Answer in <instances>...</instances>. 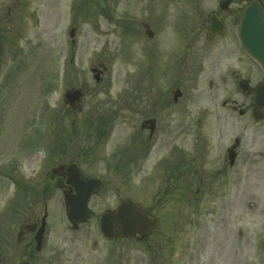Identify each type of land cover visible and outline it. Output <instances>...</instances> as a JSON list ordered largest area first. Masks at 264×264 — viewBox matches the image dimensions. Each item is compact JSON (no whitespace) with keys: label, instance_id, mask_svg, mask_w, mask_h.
Returning a JSON list of instances; mask_svg holds the SVG:
<instances>
[{"label":"flooded vegetation","instance_id":"af4514ba","mask_svg":"<svg viewBox=\"0 0 264 264\" xmlns=\"http://www.w3.org/2000/svg\"><path fill=\"white\" fill-rule=\"evenodd\" d=\"M178 1L185 6L176 15L181 22L175 25V29L181 28L186 39L181 37L179 46L167 44L172 53L168 60L174 64L173 70L176 74L183 71L172 81V95L169 96L165 91L159 97L152 96V90L158 86V82L151 77H161L159 63L164 58V43L160 34L166 27V16L156 12L157 15L151 14L148 22L141 23L148 40H155L149 47L146 45L150 51L147 50L149 64L146 62L145 79L129 82L128 88L119 91L112 101L104 104L98 102L94 109H88L87 118L84 119L88 131L80 154L86 157L90 166H98L104 172H120L122 176H127L126 171L136 169L140 173L141 184L156 176L159 186L154 198L170 199V219L173 220L179 240L138 245L137 252H134L133 246L120 247V250L117 247L106 248L104 256L99 253L100 249L38 255L41 251L37 250L35 236L47 210L49 191H61L68 213L64 196L69 198L75 195L80 189V180L95 178L97 188L93 190L88 203V221L95 216L93 209H90L92 197L102 184L106 185L105 182L101 183L100 177L85 175L79 167L73 115L81 113L83 107L81 101L72 105L63 100L65 108L59 113L54 111L55 117L51 123V136L53 140L58 139L60 146L56 154L63 158L57 167H52L49 177L53 181L51 184L45 168L44 153L39 151L34 154L38 148H43L42 130L37 128L36 141L29 145L30 141H25L20 144V149L3 146L6 159L0 166V176L10 181L7 187H13L10 201L17 202L19 198L25 201L20 212L26 215L18 222L14 238L12 236L14 243L17 241L19 244L22 240L19 251L15 252L18 257L0 258V264H200L198 245L201 242L221 244L226 239L224 237L233 236L231 232L234 225L237 236L245 235L240 224L243 219L241 190L248 186L249 191L255 192L256 188H262L264 181V119L255 121L252 116L257 107L253 90L264 83V70L261 63L244 50L238 31L242 9L251 0H213L215 3L209 11H205L204 0ZM262 6L264 8L263 3ZM212 15L223 24V31L219 32L217 24H211ZM209 27L211 32L208 31ZM221 40L226 44L218 47L216 44ZM213 48L216 52L213 53L214 59L210 60ZM178 51L184 55L176 56ZM184 74L185 77H182ZM103 75L101 73L98 77L99 81H102ZM189 81L194 92L184 99L182 92ZM217 85H222L224 93L233 90L242 97L241 101L238 98H226L220 102V111L209 106L200 107L198 96L207 98L206 95H209L214 100L213 91ZM81 88L83 99L85 92L84 87ZM177 89L181 91V96L175 98L173 92ZM197 104L195 108L192 107ZM227 110L236 113L239 118L247 117V124L239 127L245 131L251 124L253 133L249 138L243 135L228 136L234 133V128L232 122H228L230 117ZM261 113L264 116V108ZM187 136L191 138L186 139ZM26 153L35 155V159H31L34 161L28 162L24 169L20 162ZM35 162L40 165L34 170ZM18 191L23 196H18ZM33 193L44 206L43 214L34 221V214H28L33 209V201L29 200ZM16 204L11 207L12 211L17 207L18 215L19 203ZM145 210L149 216H154L150 210ZM100 216H96L99 226ZM86 221L72 224L71 228L77 229ZM191 231L192 235L188 238ZM45 232L46 226L42 243ZM152 232L145 237L136 235L134 239L146 240ZM115 240L123 239L109 241ZM118 254L121 259L115 260Z\"/></svg>","mask_w":264,"mask_h":264},{"label":"rangeland","instance_id":"374dc122","mask_svg":"<svg viewBox=\"0 0 264 264\" xmlns=\"http://www.w3.org/2000/svg\"><path fill=\"white\" fill-rule=\"evenodd\" d=\"M204 1L205 11H209L215 2ZM261 1L264 5V0ZM184 6L178 0H0V166L6 159L4 145L15 150V147L20 149V144L25 141H30L27 145L34 143L35 130L39 128L42 130L44 146L34 154L39 151L44 153L45 168L51 184L53 181L49 177L52 167H57L63 161L62 155L56 154L60 147L59 141L53 140L51 136L50 123L55 117L54 111L59 113L65 108L63 100L66 89L84 87L85 96L81 100L83 111L73 115L76 121V160L85 175L100 177L101 183L106 184H102L92 197L90 209H93L95 216L77 229L71 228L67 219L61 191H49L46 234L38 255L100 249L102 253H99L104 256L106 248L117 247L120 250V247L128 246L134 247V252H137L138 245L179 240L173 220L170 219V199L154 198L159 186L156 176L141 184L140 173L136 169L126 171L127 176H122L120 172H104L98 166H90L86 157L81 156L80 149L85 146L88 125L84 119L87 118L88 109H94L98 102L104 104L112 101L119 91L128 88L129 82L145 79L147 50L150 51L146 45L149 47L155 40H148L141 23L148 22L151 14L157 15L156 12L166 16V27L160 34L164 43V58L159 63L161 77H151L158 82V86L152 90V96L159 97L165 91L169 96L172 95V81L183 71L176 74L173 70L175 66L168 60L172 53L167 44L179 46L182 38L186 39L181 28L175 29L181 20H177L176 15L184 10ZM183 19L188 24L187 19ZM72 28H75V32L70 37ZM182 29L185 30L184 27ZM225 44L221 40L216 45L222 47ZM214 52L213 48L210 60L214 59ZM175 55L181 57L184 53L178 51ZM91 68L105 70L102 81L94 80ZM217 86L213 91L214 100L209 95H206L207 98L198 96L200 107L209 106L220 111V102L226 98H238L241 101L242 97L233 90L224 93L222 85ZM184 87L183 98L187 99L194 92L192 82L189 81ZM201 98L204 99L199 101ZM226 112L230 117L228 122H232L234 128V133L228 136L243 135L249 138L253 133L251 124L245 131L239 127L247 124V117L239 118L236 113ZM228 136L224 135L225 138ZM190 138L187 136L186 139ZM35 155L26 153L25 158L24 155L21 157L20 165L26 169V164L34 161L31 159H35ZM37 165L40 163L35 162L34 170ZM9 182L0 176V258L18 257L15 252L19 251L22 240L19 244L17 241L14 243L12 236L14 238L18 222L26 215L20 212L25 203L21 198L17 201L20 213L17 215V207L12 211L17 202L12 200L9 204L13 194V187H7ZM261 186L255 192L249 191L248 186L241 190L243 219L240 224L245 235L237 236L234 225L231 232L233 236L224 237L226 239L221 244L201 242L198 245L200 264H264V181ZM17 195L23 196L19 191ZM126 198L137 201L160 219L159 225L146 240L133 238L112 242L106 240L99 230L96 216L106 209H114ZM29 200L33 201V209L28 214H34V221L43 214L44 206L41 199L36 200L34 193ZM190 235L192 231L187 237ZM116 259H121L119 254Z\"/></svg>","mask_w":264,"mask_h":264},{"label":"water","instance_id":"95a60500","mask_svg":"<svg viewBox=\"0 0 264 264\" xmlns=\"http://www.w3.org/2000/svg\"><path fill=\"white\" fill-rule=\"evenodd\" d=\"M239 25L240 41L244 49L256 60L261 62L264 69V9L258 0H254L244 8L241 14ZM212 22V21H211ZM213 23V22H212ZM73 28L69 35L73 37ZM1 50V46H0ZM1 54V53H0ZM180 93L177 92L176 96ZM82 93L76 90L66 91L65 98L73 103L81 98ZM255 104L258 114L264 107V84L255 90ZM255 120L259 121L262 116L254 112ZM80 186L77 194L65 197L68 205V219L77 224L89 216L87 202L95 186V180L79 181ZM46 214L42 217L41 225L35 236L37 249L40 251L42 246L43 231L46 225ZM100 230L107 238L133 237L136 233L145 236L157 224V220L148 217L147 213L133 202L126 199L114 211H106L101 216Z\"/></svg>","mask_w":264,"mask_h":264}]
</instances>
